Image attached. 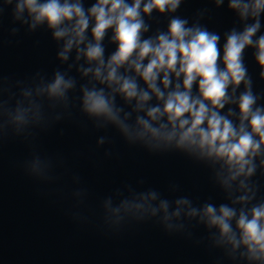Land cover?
Listing matches in <instances>:
<instances>
[{"label":"water","instance_id":"obj_1","mask_svg":"<svg viewBox=\"0 0 264 264\" xmlns=\"http://www.w3.org/2000/svg\"><path fill=\"white\" fill-rule=\"evenodd\" d=\"M82 3L87 9L94 0ZM228 3L182 0L171 15L145 17L149 28L144 37L164 31L172 16H179L188 21L186 26L217 33L221 48L228 32L253 22L242 21ZM12 7L0 0V264H249L240 255L243 249L232 252L218 243L216 230L198 216L188 217L184 209L167 222L159 211L111 214L124 201L139 202L150 193L156 196L150 206L166 201L169 214L178 200H187L189 208L227 204L239 209L232 200L243 193L236 189L238 181L227 190L221 186L218 163L174 144L127 139L113 125L85 114L82 88L103 86L91 81L90 74L82 75L87 65L76 60L75 50L61 62L63 41L44 25L30 29V21H14ZM260 24L253 39L264 34V13ZM102 43L107 59L115 45L108 34ZM243 60L252 91L260 97L257 103L264 105V80L251 49L244 50ZM56 73L74 81L65 99L37 95ZM242 90L243 84L236 94ZM25 92L31 95L25 98ZM30 101L39 105V119L18 128L10 113ZM114 103L121 117L127 114L129 125L143 115L119 95ZM262 159L264 155L254 159L256 170L246 181L252 189L246 209L264 203ZM35 162L41 167L34 171Z\"/></svg>","mask_w":264,"mask_h":264},{"label":"clouds","instance_id":"obj_2","mask_svg":"<svg viewBox=\"0 0 264 264\" xmlns=\"http://www.w3.org/2000/svg\"><path fill=\"white\" fill-rule=\"evenodd\" d=\"M181 2L94 0L86 9L82 0H4L5 5H13L14 21H30V29L44 25L55 40L63 41L58 54L61 62L75 50L76 60L82 58L87 65L82 66V75L90 74L91 81L103 86L82 88L85 114L113 125L127 139L174 144L218 163L221 186L227 190L238 181L236 189L243 193L232 200V205H241L239 209L227 204L189 208L187 200H178L169 214L166 201L158 207L150 206L156 198L150 193L141 196L139 202L124 201L111 214L143 216L159 211L167 222L179 217L184 209L188 217L198 216L208 228L215 229L218 243L232 252L243 249L240 255L249 264H264V203L245 208L252 199L246 181L256 170L254 159L264 155V105L257 103L260 97L252 91V79L243 60L244 50L251 49L260 79L264 80V34L253 39L261 27L264 0H229L228 8L242 21L253 22L242 31L228 32L221 48L217 47V33L186 26L188 21L179 16H172L164 31L144 37L149 28L145 17L153 12L171 15ZM221 2L216 0L217 4ZM106 34L115 45L107 59L102 43ZM241 84L243 90L237 95ZM73 86L72 79L56 73L50 83L37 89V95L62 101ZM23 95L27 98L31 94ZM116 95L126 103L134 102L133 111L143 113L137 115L133 125L126 123L127 114L120 116L121 109L114 103ZM226 105L228 109L222 113ZM39 113V105L30 101L27 107L18 104L10 120L19 128L30 119H39ZM259 166L264 175V159ZM40 167L39 162L33 164L34 171Z\"/></svg>","mask_w":264,"mask_h":264}]
</instances>
